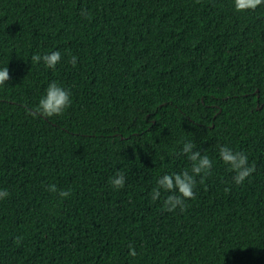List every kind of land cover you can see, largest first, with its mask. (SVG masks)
<instances>
[{"label":"trees","instance_id":"16d2710c","mask_svg":"<svg viewBox=\"0 0 264 264\" xmlns=\"http://www.w3.org/2000/svg\"><path fill=\"white\" fill-rule=\"evenodd\" d=\"M4 66L0 264H264V2L0 0ZM53 81L72 102L46 116ZM185 141L213 166L169 212L151 193L190 170ZM223 145L248 155L243 184Z\"/></svg>","mask_w":264,"mask_h":264},{"label":"clouds","instance_id":"9594fccd","mask_svg":"<svg viewBox=\"0 0 264 264\" xmlns=\"http://www.w3.org/2000/svg\"><path fill=\"white\" fill-rule=\"evenodd\" d=\"M264 0H234V8L237 11L255 8ZM34 63H43L48 68H54L61 60V53L54 50L45 54H34L31 57ZM69 63L75 67L77 57L72 56ZM9 70L7 66L0 67V85L9 80ZM70 90L62 85L51 82L48 84L44 94L38 100V110L46 116L60 115L71 105ZM183 153L190 161V170L185 169L180 172L166 173L158 177L156 187L152 189V199L156 200L161 196V192L170 193L163 201V207L172 212L176 208L183 210L185 201L194 197V188L196 186V177L203 178L209 173L213 166V160L208 155H202L191 141H185L182 146ZM219 159L228 166L234 173L233 182L237 185L243 184L254 171V167L249 163L247 154L240 151H234L232 148L223 145L218 150ZM126 183L125 175L119 170L110 178V184L114 189L123 188ZM46 190L56 193L55 184H48ZM227 190V189H226ZM59 196L67 198L71 195L70 190H59ZM9 196V192L0 189V200ZM131 256H135V250H130Z\"/></svg>","mask_w":264,"mask_h":264}]
</instances>
